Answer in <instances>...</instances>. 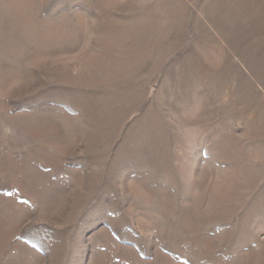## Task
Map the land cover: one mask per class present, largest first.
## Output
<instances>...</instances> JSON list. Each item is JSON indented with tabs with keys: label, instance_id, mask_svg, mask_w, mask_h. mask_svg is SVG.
I'll use <instances>...</instances> for the list:
<instances>
[{
	"label": "rangeland",
	"instance_id": "1",
	"mask_svg": "<svg viewBox=\"0 0 264 264\" xmlns=\"http://www.w3.org/2000/svg\"><path fill=\"white\" fill-rule=\"evenodd\" d=\"M0 264H264V0H0Z\"/></svg>",
	"mask_w": 264,
	"mask_h": 264
}]
</instances>
